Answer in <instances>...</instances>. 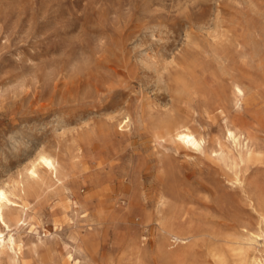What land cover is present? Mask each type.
<instances>
[{"label":"rangeland","instance_id":"obj_1","mask_svg":"<svg viewBox=\"0 0 264 264\" xmlns=\"http://www.w3.org/2000/svg\"><path fill=\"white\" fill-rule=\"evenodd\" d=\"M229 77L251 86L242 113L255 122L264 0H0V187L17 193L40 151L65 178L12 197L28 218L13 226L20 264H264V130L250 193L210 149L159 141L152 125L176 116L220 136Z\"/></svg>","mask_w":264,"mask_h":264},{"label":"bare ground","instance_id":"obj_2","mask_svg":"<svg viewBox=\"0 0 264 264\" xmlns=\"http://www.w3.org/2000/svg\"><path fill=\"white\" fill-rule=\"evenodd\" d=\"M220 27V26H219ZM214 36V35H213ZM247 36V35H246ZM249 37V36H248ZM252 37V36H251ZM231 38H233L231 36ZM236 38V37H234ZM241 38V37H240ZM239 39V37H238ZM246 39V38H245ZM222 40V39H221ZM237 40V38H236ZM240 40V39H239ZM243 40V37H242ZM241 40V41H242ZM228 42V41H227ZM230 43L232 42L231 40L229 41ZM228 42V43H229ZM238 42V41H237ZM247 42H249L247 40ZM221 43V42H220ZM233 43V42H232ZM231 43V44H232ZM217 44V43H216ZM223 44H225V46L227 45L226 42H224ZM230 44V45H231ZM236 44V43H235ZM246 44V43H245ZM249 44V43H248ZM221 45V44H220ZM240 45V44H239ZM247 45V44H246ZM246 45H242L244 46V48H246ZM216 47V45H214ZM213 46V47H214ZM224 46V45H223ZM224 46V47H225ZM228 46V45H227ZM248 46V45H247ZM231 47V46H230ZM233 47V44H232ZM250 47V46H249ZM253 47V46H252ZM217 48V47H216ZM229 48V46H228ZM236 47H234L235 50ZM223 49V48H222ZM231 48H229L230 50ZM251 50V47L249 48ZM254 49V48H253ZM238 50V49H236ZM248 50V48H247ZM255 50V49H254ZM217 51H221L218 50ZM239 51V50H238ZM225 53V50L221 51ZM228 53H230L231 51H227ZM227 52L225 53L227 55ZM235 52V51H234ZM241 53V49L239 51ZM249 54V53H248ZM215 55V54H214ZM237 55V54H236ZM245 56V53L243 54ZM193 56V55H192ZM224 56V55H223ZM222 57V56H221ZM192 58V57H191ZM216 58H218L216 56ZM224 58V57H223ZM227 58V57H226ZM222 59V58H221ZM221 59H219L218 61H220ZM225 60V59H224ZM186 61V60H185ZM189 61V60H188ZM226 61V60H225ZM184 62V61H182ZM232 62V61H231ZM250 62V61H249ZM188 63V62H187ZM209 63V61H208ZM219 64L221 63L218 62ZM218 64V65H219ZM221 64H224V62H222ZM185 65V64H184ZM210 66V65H209ZM221 66L218 67V71H220ZM223 68V67H222ZM221 68V70H222ZM227 68V67H226ZM225 68V69H226ZM217 70V69H215ZM227 71V70H226ZM213 72V71H212ZM250 72V71H249ZM220 73V72H219ZM234 73V72H233ZM237 73V72H236ZM243 73V71H242ZM245 73V72H244ZM243 73V74H244ZM247 73V72H246ZM252 72L249 73V76ZM215 74V73H214ZM224 74V72H223ZM228 74V73H227ZM213 75V73H212ZM230 75V74H229ZM233 75V74H232ZM255 75V74H254ZM217 76V75H216ZM215 76V77H216ZM220 76V75H219ZM217 76V77H219ZM247 76V74L245 75ZM256 76V75H255ZM221 77V76H220ZM222 78V77H221ZM212 79V78H211ZM229 79H231L229 77ZM258 79V78H257ZM186 80V79H185ZM216 80H218V78H216ZM220 80V79H219ZM225 80V79H223ZM183 81V79H182ZM194 81V80H193ZM226 81V80H225ZM201 82V81H200ZM258 82V80H257ZM223 83V82H222ZM228 83V82H227ZM195 84V83H194ZM218 84V83H216ZM224 84V83H223ZM226 84V83H225ZM224 84V85H225ZM199 85V83H198ZM219 85V84H218ZM190 86V85H189ZM220 88V86L218 87ZM223 88V86L221 87ZM227 88V85H226ZM190 91V90H189ZM190 93V92H189ZM212 93V92H211ZM251 93V86H248L247 84H245L243 82V80H241L240 78H232L230 83H229V88L226 89H222V93L224 98V102L227 105H231V108L233 110L232 115L229 114L230 112L227 110H225V107H218L217 109L220 110L222 117H223V121L222 118L220 121L223 122L222 125V133L220 136H215L213 138L208 137V135L203 134L202 132L196 131L195 127H193L192 125H190L189 123H186L184 120L176 117H164V118H160L157 121L153 122V127L161 130V133L157 135V139L159 141L161 140H166L167 137L169 138H173L174 142H177L178 144H180V146H183L185 148L188 149H194V150H201V151H207L208 149L211 150L213 157L219 161L224 168H229L230 171L232 170L235 174V180L237 185H241L243 188L247 187V185H249V180L250 178H248V181H245V176L247 173L244 174L246 167L248 165V163H250L253 159H255V151L252 147V143L253 141H251L254 137V134L259 131V130H264V108L259 109V111H257V113H255L254 115V121L255 122H249L247 119H245V117H243V109L245 108V104L248 103L247 99L249 97ZM255 93V92H254ZM217 94V93H216ZM185 95V94H184ZM183 95V96H184ZM214 95V94H211ZM252 96V95H251ZM205 97H207L205 95ZM213 97V96H212ZM216 97V96H215ZM250 98V97H249ZM213 99V98H211ZM219 99V96H218ZM222 100V99H221ZM251 101V99H250ZM215 101H213L214 103ZM218 104L220 101H217ZM192 106V105H191ZM206 106V104H205ZM212 106V105H211ZM248 107V106H247ZM195 108V107H194ZM193 108V109H194ZM213 108V107H212ZM151 109V108H150ZM248 109V108H247ZM196 110V109H195ZM174 113H176L175 110H173ZM178 111V108H177ZM189 111V110H188ZM205 111V109H204ZM245 111V110H244ZM229 112V113H228ZM131 114V113H130ZM245 114V113H244ZM150 115V114H149ZM178 115V113L176 114ZM185 117L186 114H185ZM215 117V116H214ZM192 119V118H191ZM251 120V119H250ZM131 121V116L129 114H127L125 116V121L122 120L121 122H124L125 125H128L129 122ZM190 122H192L190 120ZM189 124V125H188ZM221 124V123H220ZM219 124V126H220ZM107 126V124H105ZM120 125V124H119ZM199 125V123H198ZM124 126V125H123ZM122 126V127H123ZM193 127V128H192ZM200 127V125H199ZM202 128H204L202 126ZM108 128L106 127V130ZM200 129V128H199ZM206 131V130H205ZM211 132V131H210ZM260 132V131H259ZM206 133V132H205ZM212 133V132H211ZM264 133V131H263ZM208 134V132H207ZM210 135V134H209ZM213 135V134H211ZM264 136V135H263ZM154 137L156 138V135H154ZM262 138V136H261ZM254 141L255 142H261V139ZM172 140V139H171ZM170 140V141H171ZM167 142V140H166ZM173 142V143H174ZM263 142V141H262ZM261 142V143H262ZM253 143V145H254ZM177 144V145H178ZM263 144V143H262ZM264 145V144H263ZM262 146V145H261ZM257 147V146H256ZM259 147V146H258ZM264 149V147H263ZM46 150V149H44ZM41 153L39 154V157L37 159L36 162H34L31 167H29L26 171V173H24L25 175L22 176L21 180H18V183L16 185L15 190L17 191L14 192L11 188L8 187H0V264H20L23 260V247L20 245V242L17 241L15 233H14V225H19V223L25 220H28V218H22L20 216H18V214H16V216H13V214H15V212L13 213V211H18L19 209L15 208L12 206L11 203H15L14 200L17 201V199L20 200V198L22 197L21 195H25L29 194V193H33L34 191H36L37 189H39L42 183L45 182L46 176L48 178L50 177L53 180H56V182H63L64 178V172H63V164L61 159L59 158L58 155L56 154H52L50 152L47 151H40ZM261 153V151H260ZM207 154V153H206ZM209 154V153H208ZM213 158V159H214ZM222 166V167H223ZM68 170V169H67ZM229 172V171H228ZM251 172V171H250ZM256 172V171H255ZM254 172V174H255ZM47 174V175H46ZM68 174V173H67ZM66 174V175H67ZM65 175V176H66ZM233 175V174H232ZM252 176V175H250ZM49 178V179H50ZM47 181V179H46ZM55 182V181H54ZM55 182V183H56ZM245 182H247L245 184ZM58 184V183H57ZM60 184V183H59ZM233 184V183H232ZM55 185V184H54ZM235 185V184H233ZM46 186V184H45ZM49 186V184H48ZM47 186V187H48ZM61 186V185H60ZM39 187V188H38ZM50 187V186H49ZM62 187V186H61ZM67 187V186H66ZM43 187H41L42 189ZM68 188V187H67ZM46 190V188H44ZM63 189V188H62ZM246 189V188H245ZM247 190L249 191V189H246L245 191L247 192ZM40 191V189H39ZM44 191V190H43ZM245 192V193H246ZM251 193V191H249ZM35 194H37L38 192H34ZM32 194V196H36L35 194ZM264 193V192H263ZM262 193V194H263ZM247 194V193H246ZM249 194V193H248ZM19 196V198H16L15 196ZM245 195V194H244ZM14 196V197H13ZM21 196V197H20ZM39 196V194H38ZM13 197V199H12ZM249 197V196H247ZM24 198V197H23ZM252 199V197H249ZM247 199V198H246ZM166 200V199H165ZM254 199H252L253 201ZM250 201V200H249ZM248 201V202H249ZM256 201V200H255ZM256 203V202H255ZM11 204V205H9ZM252 204V203H251ZM20 205V207L24 204H17ZM253 205V204H252ZM255 205V204H254ZM15 206V204H14ZM256 206V205H255ZM257 207V206H256ZM264 207V206H263ZM25 208V207H23ZM21 208V209H23ZM26 209V208H25ZM262 209V208H261ZM260 209V212H262V210ZM259 210V209H258ZM23 211V210H21ZM20 211V212H21ZM264 211V210H263ZM19 212V213H20ZM24 212V211H23ZM26 212V211H25ZM28 212V210H27ZM22 213V212H21ZM30 213V212H29ZM263 214V213H262ZM23 215V214H22ZM30 215V214H29ZM25 217V216H24ZM182 219V218H181ZM180 219V220H181ZM263 219H264V214H263ZM262 219V220H263ZM30 220V219H29ZM261 220V221H262ZM260 221V223H261ZM26 223V222H25ZM182 223V222H181ZM24 224V223H22ZM178 224V223H177ZM263 224V222H262ZM31 225V224H30ZM264 225V224H263ZM21 228L22 226L19 225ZM21 228H17V231ZM262 228V227H260ZM170 229V228H169ZM178 229V228H177ZM263 229V228H262ZM261 229V230H262ZM16 230V229H15ZM171 230V229H170ZM186 230V228H181L180 231L184 232ZM260 230V229H259ZM260 230V231H261ZM263 232V236H264V229L262 230ZM8 232V233H7ZM191 232V231H190ZM18 234V232H16ZM8 234V235H7ZM186 234V233H185ZM260 237V236H259ZM143 239V238H142ZM173 239V238H172ZM175 239V240H174ZM174 239L173 241H182L183 238L178 235L175 234L174 235ZM253 239V238H252ZM257 240V238H255ZM236 241V240H235ZM241 241V240H240ZM253 241V240H252ZM172 242V241H171ZM234 242V241H233ZM238 242V240H237ZM257 242V241H255ZM173 243V242H172ZM174 243V244H175ZM258 243V242H257ZM181 244V243H180ZM239 244V243H238ZM233 245H235V242L233 243ZM232 245V246H233ZM244 246V245H242ZM40 247V246H39ZM38 247V248H39ZM43 247V246H42ZM216 247V246H214ZM235 247V246H234ZM237 247V244H236ZM213 248V247H212ZM241 248V247H239ZM248 248V247H246ZM217 249V248H216ZM236 249V248H235ZM221 249H218V251H220ZM243 250V248L241 249ZM240 250V251H241ZM246 250V249H245ZM239 251V252H240ZM258 251V250H257ZM37 252V251H36ZM32 253V251H31ZM212 253V252H210ZM225 253V252H224ZM234 253V252H233ZM241 253V252H240ZM27 254V253H26ZM252 254V253H251ZM222 255V254H221ZM254 255V254H252ZM256 255V254H255ZM254 255V256H255ZM28 256V255H27ZM212 256V255H211ZM260 256V255H259ZM219 258L214 259L215 261H218L217 264H225V261L223 258H221L220 255H217L215 258ZM253 257V256H250ZM249 257V258H250ZM27 258V257H26ZM213 259V258H212ZM251 260V259H250ZM240 264H246L244 262L240 263ZM247 264H263V261L256 257H253V259L251 261H249Z\"/></svg>","mask_w":264,"mask_h":264}]
</instances>
